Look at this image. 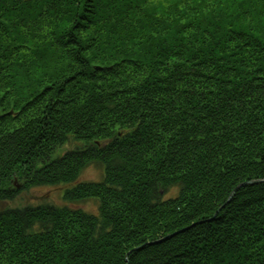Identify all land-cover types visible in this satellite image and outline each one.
Listing matches in <instances>:
<instances>
[{
  "label": "trees",
  "instance_id": "obj_1",
  "mask_svg": "<svg viewBox=\"0 0 264 264\" xmlns=\"http://www.w3.org/2000/svg\"><path fill=\"white\" fill-rule=\"evenodd\" d=\"M255 178L264 0H0V201L70 204L0 209V264H264V181L214 214Z\"/></svg>",
  "mask_w": 264,
  "mask_h": 264
},
{
  "label": "rangeland",
  "instance_id": "obj_2",
  "mask_svg": "<svg viewBox=\"0 0 264 264\" xmlns=\"http://www.w3.org/2000/svg\"><path fill=\"white\" fill-rule=\"evenodd\" d=\"M73 144H74L73 142H70V143L61 145L58 149H56L57 155L63 154L64 152L70 150ZM102 176H103V169L101 168L100 164L92 163L82 169V173L80 174L78 181H90V182L99 181ZM253 180L254 181L261 180V182L264 181V179L255 178L252 180H244V182L253 181ZM244 182H241V183H244ZM241 183H238V184H241ZM13 184L17 189L21 185L20 181H16V180L13 181ZM238 184H236V186ZM62 188H64V186L59 187V186H51V185L50 186L39 185L35 187H29V189L20 191L17 194V196L13 199H8L6 201H0V209H5L8 207L17 208V207L30 206V205H40L42 203L55 204L59 206H62L64 204L65 205L69 204L62 199V193H61ZM177 191H178V187H169L168 191L162 192V197L167 198L169 196H173L177 193ZM229 194H228V197H229ZM226 201L223 202V204L220 205L219 208H217L214 214L224 206V203H226ZM78 206L81 207L83 210L89 213H92V214H95L97 212V202L91 199L84 200L83 202L79 203ZM160 239L155 240L153 242H159ZM125 262H126L125 264H128L127 253H125Z\"/></svg>",
  "mask_w": 264,
  "mask_h": 264
},
{
  "label": "water",
  "instance_id": "obj_3",
  "mask_svg": "<svg viewBox=\"0 0 264 264\" xmlns=\"http://www.w3.org/2000/svg\"><path fill=\"white\" fill-rule=\"evenodd\" d=\"M261 180H253V181H245L244 183H241V184H238L236 187H234V189L231 191V193L229 194V197L226 201V203L233 197L235 191L237 189H239L240 187H243L244 185H247V184H255L256 182H260ZM225 204V203H224Z\"/></svg>",
  "mask_w": 264,
  "mask_h": 264
}]
</instances>
